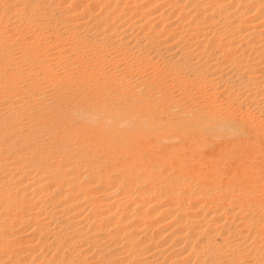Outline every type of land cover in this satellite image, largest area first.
Returning <instances> with one entry per match:
<instances>
[{
	"label": "bare ground",
	"instance_id": "bare-ground-1",
	"mask_svg": "<svg viewBox=\"0 0 264 264\" xmlns=\"http://www.w3.org/2000/svg\"><path fill=\"white\" fill-rule=\"evenodd\" d=\"M0 264H264V0H0Z\"/></svg>",
	"mask_w": 264,
	"mask_h": 264
}]
</instances>
